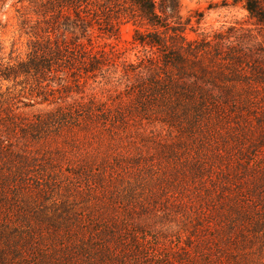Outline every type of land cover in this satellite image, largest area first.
Masks as SVG:
<instances>
[{"label": "trees", "instance_id": "obj_1", "mask_svg": "<svg viewBox=\"0 0 264 264\" xmlns=\"http://www.w3.org/2000/svg\"><path fill=\"white\" fill-rule=\"evenodd\" d=\"M123 1L155 70L140 77L133 116L176 135L154 141L156 153L135 143L123 153L121 108L66 103L71 88L54 77L79 84L78 72L103 70L109 55L54 36L65 21L100 23L96 1L28 0L29 52L0 47V81L22 88L0 92V264H264V42L190 38L179 0ZM243 1L264 29V2ZM25 90L55 107L25 114ZM160 159L183 165L182 179L155 170Z\"/></svg>", "mask_w": 264, "mask_h": 264}, {"label": "rangeland", "instance_id": "obj_2", "mask_svg": "<svg viewBox=\"0 0 264 264\" xmlns=\"http://www.w3.org/2000/svg\"><path fill=\"white\" fill-rule=\"evenodd\" d=\"M93 1L96 3L91 8L93 7L101 16L100 23L93 21L81 29L75 27L74 23L65 21L56 31L54 38L69 45L81 44L94 52L105 51L109 55V60L103 70L96 73L85 74L83 70L78 72L76 79L79 84L75 82L71 73H65L54 77L52 85L59 88L60 84L70 86L71 92L67 94V98H63L66 103L79 100L88 104L95 100L97 104L104 105V108L108 107L114 111L121 108L128 116L129 124L125 130L122 129L126 133L121 135L120 143L117 142L120 152H126L123 147H127L129 151L137 145L143 147L145 153H156V150L153 151L154 141L168 144L172 141L170 135H176V131L150 118L141 119L138 114L133 116L138 106L140 77H149L155 73V70L145 67L149 64L142 61L144 49L134 41L138 24L128 16L120 15L124 7L123 0H113L111 5H108L110 2L107 3V0ZM155 1L160 3L161 0ZM179 8L183 23L192 18V25L187 30L190 38L206 37L211 40L216 34L222 33L223 37L231 36L232 41L234 37H240L241 41L248 45L264 42V29L251 19L244 8L243 0H179ZM28 13H30L28 0H0V47L4 48L3 53L6 55L15 51L16 55L25 58L29 47L36 40L33 33L28 31L27 34L26 29H22V23L27 17H33L30 23L32 26L36 21V17ZM200 15H204L203 21L201 25H197L196 21ZM108 23L118 29L117 35L111 36L103 30ZM8 88H13L17 94L22 89L21 86L13 87V83L0 81V92H6ZM25 91L22 96L33 99L30 107L23 108V104H18L25 114L32 116L55 107L48 102L41 104L40 99L30 97L28 91ZM98 141L97 135L90 139L92 147L87 146L88 149L97 148ZM157 161L159 163L155 170L168 168L178 180L182 179L183 165L166 159Z\"/></svg>", "mask_w": 264, "mask_h": 264}]
</instances>
